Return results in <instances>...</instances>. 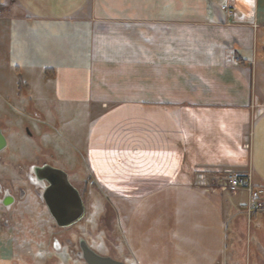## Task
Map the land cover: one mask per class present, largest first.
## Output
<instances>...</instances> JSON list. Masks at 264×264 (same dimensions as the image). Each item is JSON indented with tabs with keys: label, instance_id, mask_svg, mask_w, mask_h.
Wrapping results in <instances>:
<instances>
[{
	"label": "crops",
	"instance_id": "obj_1",
	"mask_svg": "<svg viewBox=\"0 0 264 264\" xmlns=\"http://www.w3.org/2000/svg\"><path fill=\"white\" fill-rule=\"evenodd\" d=\"M224 1L1 0L5 58L30 94L0 90L45 124L26 136L83 156L126 264H264L248 242L258 212L225 179L264 188V0H229L231 15ZM9 116L5 148L21 134Z\"/></svg>",
	"mask_w": 264,
	"mask_h": 264
},
{
	"label": "rangeland",
	"instance_id": "obj_2",
	"mask_svg": "<svg viewBox=\"0 0 264 264\" xmlns=\"http://www.w3.org/2000/svg\"><path fill=\"white\" fill-rule=\"evenodd\" d=\"M232 2L233 7L236 8L238 4L237 0H233ZM1 30L0 34L2 33ZM4 51L6 49L2 44L1 36L0 84L4 83L5 80L11 89L16 87L25 96L29 95V87L24 85L22 75L18 73V70L14 66H9ZM5 93L10 92L9 90H0V107L5 108V115H11L9 117L13 120L11 124H13L15 133L20 132L21 134L8 148L0 151V181H4L3 186H5L6 180L10 181L14 191H16L19 185H23L27 190V196L25 199L17 200L8 211L0 203V264H85L74 253L68 252V245L64 244L65 237H70L73 240L69 248L77 249L76 239L78 236H81L90 242V244L92 243L91 245L94 248L107 255L112 252L113 245H110L111 240H118L120 247L124 248V245L127 246L128 242L126 241L124 231L121 235L113 234L115 217L110 212L111 204L104 193L92 186L83 156L77 152L75 153L71 148L70 151L64 150L61 154L52 153L51 149H43L40 146L37 136L36 138L26 136L29 133L33 135V127L36 124L41 126L45 124L37 122L31 117V113L27 111V103L25 105L20 104L16 102L14 94L3 96ZM4 114L0 112V126L5 125V129H7V124L4 122ZM5 132L9 135L10 130L7 129ZM57 133L60 134L61 131L57 130ZM58 139L61 140V137H58ZM31 147L33 150H29L28 156L26 154L22 155V152H27ZM62 147L65 149L67 144L63 143ZM36 153L39 155L40 153H44L43 157L49 160L53 166L63 169L67 173L69 181L82 194L85 212L74 223L58 226L47 206L38 199L32 186L24 178L28 165L34 159L33 154L35 155ZM230 173L232 172L225 175L227 183ZM245 198V190H240L236 196H232V199L235 201H238V199L244 200ZM241 207L245 211V206L242 205ZM255 211L258 212L257 218L252 220L255 229H252L250 237L248 236V242L252 245L264 243V198L261 201L260 207L254 209L250 215H247L245 212L247 218H251V215ZM5 217L8 218L9 222L4 221ZM238 236L239 238H243V232H240ZM53 237H57L62 242V245H64L62 249L56 250V248L51 246ZM129 245L132 247V244ZM130 247L127 246V249ZM121 253H117L118 256H115V258L125 262L123 260L124 256ZM131 254L133 255L132 258ZM131 254L130 256L128 254L126 259L129 264H134L133 260L136 258H133V252Z\"/></svg>",
	"mask_w": 264,
	"mask_h": 264
},
{
	"label": "water",
	"instance_id": "obj_3",
	"mask_svg": "<svg viewBox=\"0 0 264 264\" xmlns=\"http://www.w3.org/2000/svg\"><path fill=\"white\" fill-rule=\"evenodd\" d=\"M6 145V137L0 129V151ZM30 169L35 175V180H37L42 188V192H38V194L44 200L52 218L58 226L72 224L83 216L85 205L80 192L69 181L67 173L63 169L49 164L33 165ZM12 201L13 194L8 189H5L0 197V203L8 206ZM79 247L81 257L86 264H126L122 260L113 258L110 255L96 252L85 240H80Z\"/></svg>",
	"mask_w": 264,
	"mask_h": 264
},
{
	"label": "flooded vegetation",
	"instance_id": "obj_4",
	"mask_svg": "<svg viewBox=\"0 0 264 264\" xmlns=\"http://www.w3.org/2000/svg\"><path fill=\"white\" fill-rule=\"evenodd\" d=\"M0 129H1V127H0ZM2 130V129H1ZM44 153H40V155L38 154L37 156H36V160L35 161H32V162H30V164L28 165V170H27V172H25V179H26V181H27V183L29 184V185H31L32 186V188H33V190H34V192H35V194H36V196L38 197V199H40V201L41 202H44V200L39 196V194H38V192H42V188H41V186L38 184V182H37V180H35L36 178H35V175H34V173H33V171L30 169V167L31 166H33V165H44V164H49V165H52L51 163H50V161L49 160H47L45 157H43L44 155H43ZM41 158H43L42 160H41ZM53 166V165H52ZM28 173V174H27ZM36 182V183H35ZM1 185V189H5V188H7L8 189V191L10 192V193H12V190L11 189H9L8 187H3V185L2 184H0ZM26 188L25 187H20L19 189H17L16 190V193H17V195L16 196H14V194H13V201L9 204V206H8V208H5L7 211L8 210H10L11 208H12V206H13V204L17 201V200H20V198H23L24 196H25V194H26ZM38 194V195H37ZM80 195H81V193H80ZM17 197V198H16ZM81 197H82V195H81ZM44 204H45V202H44ZM46 205V204H45ZM5 219H7V220H5ZM4 221L5 222H8V218L7 217H5L4 218ZM85 240V242L93 249V250H95L96 252H98V253H100V254H103V253H101L99 250H97L96 248H94L91 244H90V242H88L85 238H83V237H81V236H78L77 237V239H76V246H77V249H72V248H69V245L73 242V240L70 238V237H65L64 238V244H66V245H68V252H72V253H74L76 256H77V258L78 259H81V260H83L82 259V257H81V250H80V247H79V244H80V240ZM51 244V243H50ZM51 246L52 247H54V248H56L57 250H60V249H62V247L64 246V245H62V242H60V240L57 238V237H53L52 238V244H51ZM109 255L110 256H112L113 258H115V256L113 255V253H109ZM120 260V259H119ZM84 261V260H83ZM85 262V261H84ZM86 264V263H85Z\"/></svg>",
	"mask_w": 264,
	"mask_h": 264
},
{
	"label": "built area",
	"instance_id": "obj_5",
	"mask_svg": "<svg viewBox=\"0 0 264 264\" xmlns=\"http://www.w3.org/2000/svg\"><path fill=\"white\" fill-rule=\"evenodd\" d=\"M220 9L223 10L226 15L233 14V8L229 0H225L223 3H221ZM228 177V188L230 191L236 192L242 187L247 189L248 195L244 206L245 212L247 215H250L254 209L260 207L261 201L264 198V188L252 184L250 172L236 171L230 173ZM5 189H1L0 197ZM8 206L4 205L5 208H8Z\"/></svg>",
	"mask_w": 264,
	"mask_h": 264
},
{
	"label": "trees",
	"instance_id": "obj_6",
	"mask_svg": "<svg viewBox=\"0 0 264 264\" xmlns=\"http://www.w3.org/2000/svg\"><path fill=\"white\" fill-rule=\"evenodd\" d=\"M82 195V194H81Z\"/></svg>",
	"mask_w": 264,
	"mask_h": 264
}]
</instances>
